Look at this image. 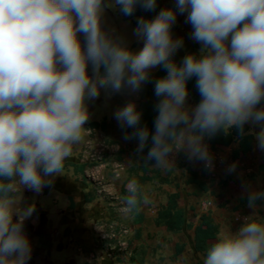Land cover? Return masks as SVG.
Listing matches in <instances>:
<instances>
[{
    "label": "clouds",
    "instance_id": "1",
    "mask_svg": "<svg viewBox=\"0 0 264 264\" xmlns=\"http://www.w3.org/2000/svg\"><path fill=\"white\" fill-rule=\"evenodd\" d=\"M114 7L132 16L137 7L156 12L157 0H0V264L31 259L25 221L36 209L21 206L16 192L39 194L52 186L83 139L89 104L102 90L108 97L131 95L153 83L152 130L141 125L135 101L114 112L121 128L133 130L124 139H136L138 153L148 147L144 159L155 161L153 167L170 170L182 153L214 171L206 141L233 130L238 141L252 135L264 153V0H175L174 8L137 18L133 35L142 47L136 50L108 26L106 12ZM178 14H186L190 38L201 45L179 63L174 57L184 40L172 32ZM157 68L166 75L153 80ZM193 77L200 100L191 106ZM237 168L233 162L225 172L238 174ZM126 187L127 214L151 203L137 179ZM241 187L251 214L217 236L203 264H264V222L254 215L264 189L243 180ZM173 264L189 261L180 256Z\"/></svg>",
    "mask_w": 264,
    "mask_h": 264
},
{
    "label": "rangeland",
    "instance_id": "2",
    "mask_svg": "<svg viewBox=\"0 0 264 264\" xmlns=\"http://www.w3.org/2000/svg\"><path fill=\"white\" fill-rule=\"evenodd\" d=\"M161 2L164 8H173L175 0ZM117 8L107 10L108 26L126 36L133 50L139 49L142 41L133 35L137 19L123 20ZM185 20L186 14L177 15L174 38H183L184 47L176 53V62L195 42L190 38L191 25ZM196 44L198 51L201 45ZM150 91H154V86H144L138 94L125 91L108 97L102 90L99 99L89 104L91 118L83 139L65 161L83 166V173H76L68 165L54 177L52 186L39 194L27 188L17 190L18 203L32 204L36 209L25 221L32 245L27 264H173L180 256H186L189 264H203L205 255L193 245V231L201 218L216 225L218 236L235 231L240 218L251 214L239 198L244 197L242 180L257 190L264 189V170L260 169L264 153L256 148L253 136L252 147L240 159L231 156L236 143L223 147L206 141L215 157V170L211 172L203 162H189L182 153L170 170L152 167L151 180L142 186L151 199L140 210L144 221L138 224L133 215L124 211L127 183L141 165L143 155L136 151V139H124L125 132L114 112L129 101L137 104L144 99L141 93ZM187 103L194 106L189 98ZM102 123L104 128L94 126ZM233 162L238 165V174L228 175L225 169ZM172 193H177L184 212L181 232L168 230L166 202ZM254 215L264 222V202L259 203ZM176 245L183 246L179 255Z\"/></svg>",
    "mask_w": 264,
    "mask_h": 264
},
{
    "label": "trees",
    "instance_id": "3",
    "mask_svg": "<svg viewBox=\"0 0 264 264\" xmlns=\"http://www.w3.org/2000/svg\"><path fill=\"white\" fill-rule=\"evenodd\" d=\"M175 7V2L173 5V8ZM161 8H164L161 0H157V9L156 12H158ZM117 12L121 16V18L125 21L127 20H134L137 19L140 16L145 17H153L156 15V12H145L143 9L137 7L136 12L132 16H125L120 11L119 8H117ZM137 21L135 22V24ZM176 26L174 25L172 28L173 36L176 31ZM188 42V39L186 40ZM132 48V47H131ZM197 44L195 42L191 43L190 48L182 54L181 59L177 62L179 63L183 56L188 53H198L197 51ZM152 79H158L164 75H166L165 71L162 68H158L156 72H152ZM145 86H154L153 83H148ZM187 88L189 92L188 98L192 102L193 105H196L199 100L200 96L198 93V90L195 87V77L190 79L187 82ZM141 96L144 98L140 100L137 103L138 110L142 112V120L141 125H147V127L152 130L153 129V122L156 116V112L154 110V105L157 102V97L154 95V91L141 93ZM261 106H264L262 104ZM96 127L102 126L104 128V124H94ZM132 129L130 128H123L124 132L129 133ZM246 131H248V128L246 127ZM211 142L213 145L217 146H223L228 147L232 144L236 143L237 148L234 149L231 153V156L234 159H240L242 156H244L247 151L252 147L253 144V137L252 135H246L243 138H240L239 141L237 140V134L236 131L233 130L230 135L225 136L223 133L218 134L216 137L211 139ZM150 146V145H149ZM148 147L144 149L142 152L143 159L141 162V165L137 168V170L133 173L132 178H135L138 180V182L143 186L147 182L151 180V176L149 175L151 168L153 164H155V161H145V157L147 155ZM150 164V165H146ZM68 165H70L76 173H83V166H76L73 164H67L65 163L64 168H66ZM261 170H264V165L261 166ZM239 202L241 204H246L245 198H239ZM166 210L169 213L168 218V230L173 232H181L185 225V217L184 212L182 208L179 206L178 202V195L177 193H172L168 195L167 202H166ZM135 218L136 223H142L144 221V216L139 213L133 215ZM217 238V227L214 225L208 218L202 217L200 222L196 225L193 231V245L196 251L200 254L206 255L207 249L211 246V242L216 240ZM176 255H179L183 251L182 245H176Z\"/></svg>",
    "mask_w": 264,
    "mask_h": 264
}]
</instances>
